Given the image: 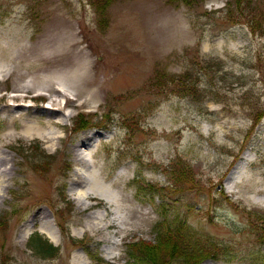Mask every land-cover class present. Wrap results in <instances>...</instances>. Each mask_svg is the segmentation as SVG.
Returning <instances> with one entry per match:
<instances>
[{
    "label": "rangeland",
    "instance_id": "obj_1",
    "mask_svg": "<svg viewBox=\"0 0 264 264\" xmlns=\"http://www.w3.org/2000/svg\"><path fill=\"white\" fill-rule=\"evenodd\" d=\"M97 1L0 0V66L12 67L0 74V150L9 158V172H0L6 185L0 264H141L130 258L127 244L155 240L163 203L169 217L177 214L227 248L228 256L202 264L257 263L264 245L250 221H264V19L252 7L236 11L233 0H102L103 10ZM254 3L264 10V0ZM58 21L72 26L62 34H77L89 55V79H98L99 97L92 107H63V114L43 110L53 107L45 94L17 106L10 95L35 75L28 64L37 62L35 53L50 51ZM167 73L182 76L197 93L160 89L154 78ZM79 114L88 120L83 129ZM52 119L63 124L50 125ZM37 120L60 137L52 146L29 129ZM95 132L89 149H77L117 198L114 211H82L71 190L79 165L74 145ZM40 159L48 161V172L31 166ZM175 162L192 170L190 183L152 202L147 183L172 186ZM236 165L242 174L233 183L227 178ZM92 212L119 222L97 231L87 225ZM35 231L59 245L57 258L30 249Z\"/></svg>",
    "mask_w": 264,
    "mask_h": 264
},
{
    "label": "bare ground",
    "instance_id": "obj_2",
    "mask_svg": "<svg viewBox=\"0 0 264 264\" xmlns=\"http://www.w3.org/2000/svg\"><path fill=\"white\" fill-rule=\"evenodd\" d=\"M59 28V34L57 40L52 38L48 40L50 46V51L47 50L41 53H35L36 63L28 64L34 73L29 71V74H35L31 76L29 81L19 84L10 98L17 101V106L22 105L23 101L33 99L34 97L40 96V94H45L50 101L52 107L51 111L47 108L43 110L47 113H62V108L67 106H80L92 107V102L99 97L100 84L95 82L98 79H89L90 65L89 55L84 50L83 46H80L81 41L76 37L75 33H66V29L72 28L70 24L64 23V21L57 22ZM135 25V24H134ZM47 48V47H46ZM45 49V43L41 45V50ZM27 59V58H26ZM10 65H12L10 63ZM9 73L12 72V67H2L0 66V74L4 71ZM62 71L63 73L57 77L56 71ZM30 74V75H31ZM24 79V76H21ZM6 110L10 108V105L4 106ZM15 108V106H12ZM63 114V113H62ZM69 115V114H68ZM70 116V115H69ZM62 120L52 119L49 121L50 125L60 126L63 124ZM38 124H30L29 129H35L33 132L37 133L39 136L43 137L50 145L55 139L60 137L56 135V132L52 129L51 131H46L43 126V122L37 120ZM97 136V133L84 134V137L80 138L74 145V156L76 157L78 166H75L74 177L71 183L72 193L75 194L74 199L77 200V205L82 211H87L90 207L100 206L104 207L105 210L109 212L110 209L114 211V206L119 205V202L115 195L109 192L107 186L101 182L99 176L100 173L93 172L90 167L91 165L87 162V157L81 156V152L77 149L79 147H87L89 149V143L92 139ZM90 155H94V151L90 152ZM246 157L243 158L244 163ZM0 161L3 163L0 165V172L6 174L9 172L7 167V162L9 158L3 151L0 150ZM6 163V164H5ZM94 165V163H93ZM240 166L236 165L235 168L228 175V180L236 183V177ZM123 172V168L121 170ZM120 172V173H121ZM242 172L240 173V175ZM80 177V178H79ZM6 188V185L0 183V200L3 198V193L1 191ZM41 216L45 219V226H50L49 220L46 214L41 212ZM118 217H113V220L106 219L105 214H99L97 212L89 213L86 221L92 228L99 231L102 228L116 227L115 221ZM119 222V220H118ZM113 246L116 248L118 241H111ZM112 254L115 252L111 251ZM110 253V254H111ZM75 259L79 262L81 260L80 254L75 255Z\"/></svg>",
    "mask_w": 264,
    "mask_h": 264
},
{
    "label": "trees",
    "instance_id": "obj_3",
    "mask_svg": "<svg viewBox=\"0 0 264 264\" xmlns=\"http://www.w3.org/2000/svg\"><path fill=\"white\" fill-rule=\"evenodd\" d=\"M184 1L188 2L189 0ZM233 1L236 11L239 12L244 8L248 9L252 7L253 10L251 13L256 12L257 15L262 16L264 19L263 8L260 4L256 5L254 0ZM97 4L99 10L104 9L102 0L97 1ZM237 17L242 18L241 14L237 15ZM154 80L155 82H158L156 86H159L160 89H165V92L169 91V93L173 94L181 93L191 95L197 93V88L188 83L185 78H182V76L174 77L169 75L165 78V75L157 74ZM175 88L180 91L177 92ZM76 123L78 129H83L87 126L88 120H86L82 114H79ZM31 166L34 170L40 173H46L50 170L48 161H44V159H40L38 162L34 161ZM172 174L174 177L170 182L172 185L170 187L155 186L152 182L147 183V194H152V202H155L157 197H161L165 200V197L162 195L164 190L173 189V187H180V184L183 185L190 183L189 178L192 177V170L188 165L186 166L183 163L175 162L172 168ZM193 178L191 181H193ZM164 205L165 203L159 205L158 213L161 221L157 223L154 228L155 240L151 242V240L142 238L127 244V251L129 252L131 259H136L141 264H174L176 261L181 262L182 264H202L208 259L218 260L222 259L220 257L221 255H229L225 246H221V244L214 242L210 237L205 238L197 231L195 232L185 219L182 220L177 214H174L172 218L169 217V211L165 209ZM250 224L252 234L255 235L259 245L263 246L264 221L259 223L250 221ZM28 245L35 254L40 255V257L44 259L57 258L60 255L61 248L59 245L56 246L38 231L33 232L29 237ZM256 252L258 253V251ZM257 256L258 262L252 264H264V254Z\"/></svg>",
    "mask_w": 264,
    "mask_h": 264
}]
</instances>
